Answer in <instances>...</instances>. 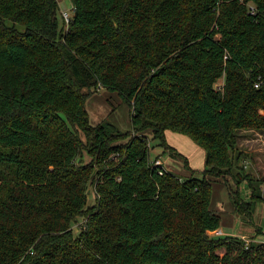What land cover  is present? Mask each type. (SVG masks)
Wrapping results in <instances>:
<instances>
[{
  "label": "trees",
  "instance_id": "obj_1",
  "mask_svg": "<svg viewBox=\"0 0 264 264\" xmlns=\"http://www.w3.org/2000/svg\"><path fill=\"white\" fill-rule=\"evenodd\" d=\"M69 1L64 30L57 0H0V264H264V242L211 234L216 180L248 219L240 183L263 200L237 132L264 131V0ZM97 88L132 132L90 124ZM166 131L202 171L154 166L156 142L189 169Z\"/></svg>",
  "mask_w": 264,
  "mask_h": 264
},
{
  "label": "rangeland",
  "instance_id": "obj_2",
  "mask_svg": "<svg viewBox=\"0 0 264 264\" xmlns=\"http://www.w3.org/2000/svg\"><path fill=\"white\" fill-rule=\"evenodd\" d=\"M57 1L60 5V15L58 18L59 26L60 28H63L64 30H66V23L62 21L61 17L63 13H66L70 18L72 16V11H71L72 6L68 8L66 4L67 0H57ZM62 6H64L65 9H63ZM17 28L22 30V27L19 25H17ZM222 80L223 79L217 82L218 86L222 84ZM86 109L90 117V122L93 126L94 125L96 126L99 123L105 122V123L113 125V127H115L119 132H122V133L132 132V127H131V122H130L132 108L127 102L123 101L117 93H110L105 90L97 88L95 93L88 98L87 103H86ZM242 134H245V133H241L240 136L238 137L240 141L243 138ZM149 138H150V135H149ZM179 138H182L187 143L180 140ZM166 139L171 147H173L177 152L184 155L185 157L187 156V153L190 150L188 146L191 145L192 147H195L190 139H187L175 133H170ZM261 140H262V143H264V132L261 134ZM152 145L154 146V148H152L151 153H150L151 159L155 158L156 156L158 160L163 161L165 164H167L166 161L168 160V157H169L170 159L174 160L175 163H178L179 166L181 167L182 165L184 166L183 160L181 163V161H178L179 160L178 158L175 159V157H173L167 151L165 152L164 155H159L162 152V148L158 147L156 142H153ZM81 160L83 163L86 164L90 162V157L84 153ZM261 163L264 165L263 158H261ZM182 170L174 169L173 173L183 178H188L192 175V170L190 168L189 169L185 168L183 171ZM194 176L198 178L202 177L200 174H195ZM261 182H263L262 179H261ZM257 190H258V187H257ZM239 191H240V199L244 203L251 202V215H250V218L248 219L244 217L243 215H240L237 212L232 211V214L235 215V218L232 221H236L239 225H242L241 222H246L247 228L251 231L250 235L256 234V231L258 229L264 232V200L251 201V190L247 182L240 183ZM86 194H87V199H88L87 206H93L95 203V198H96L93 185L88 186ZM224 215L225 214H223L222 216L223 220L231 221L232 218L229 217L230 216L229 214L228 216L227 215L224 216ZM82 223H83V219L77 218L76 223L72 225V229L75 233H78L79 227L81 226ZM223 224L225 225L227 223L223 221ZM239 225H237V227ZM221 227L224 228L223 226ZM224 231H225L224 232L225 234L221 235V237L227 236L226 232H228V230L226 227L224 228ZM259 235H261V233H259ZM262 239L264 242V235H262Z\"/></svg>",
  "mask_w": 264,
  "mask_h": 264
},
{
  "label": "crops",
  "instance_id": "obj_3",
  "mask_svg": "<svg viewBox=\"0 0 264 264\" xmlns=\"http://www.w3.org/2000/svg\"><path fill=\"white\" fill-rule=\"evenodd\" d=\"M89 120H90V117H89ZM90 124H91V122H90ZM263 132L264 131L259 132V131H255V130H240V131H238L237 132L238 137L240 136L241 133H245V134H242L243 138L241 139V141L237 138V148L246 154V156H247L245 158L246 160L244 159L242 161L243 165H244L245 169L248 170L247 172L251 174V176H253L257 181H260V186H259L260 195H261V198L264 200V165L261 163V158L264 159V148H263L264 143H262V140H261V134ZM170 133H173V132L166 131L165 137L167 138V136ZM146 134L150 135V133H146ZM175 134H177V133H175ZM178 135L189 139L188 137H186L184 135H181V134H178ZM179 139L186 142L182 138H179ZM166 141H167V139H166ZM167 143H168V141H167ZM168 145H169V143H168ZM193 145L195 147H192L191 145L188 146V148L190 150L188 151L186 157L184 155L180 154L179 152H177L170 145L169 146L176 153L180 154L183 158H185L187 160L188 166L191 170L202 171L204 168V165H205V152H203L204 150L202 148L198 147L197 145H195L194 143H193ZM178 161H181V163H182V159H179ZM160 162H161V166L165 170L170 171V172H173L174 169L175 170H182V169L184 170L185 169L183 165H182V167L179 166L178 163H175V161L170 159L169 157H168V160L166 161L167 164H165L163 161H160ZM261 179L263 180V182H261ZM229 186H230L231 190H234L236 188L233 181L229 177H226L225 180H223V179L222 180L221 179L216 180L213 183V195H212V201H211V209L216 214H218L220 216L221 226H223L224 228L226 227L228 230V232H226L227 236L238 237V238H241L245 241L254 240L257 242H260V241L263 242V239H262V235H264L263 231L258 229L256 231V234L250 235L251 231L247 228L246 222H241L242 225H239L236 221H232L235 218V215L232 214V211H235V209H234V206H233L231 198H230L231 197L229 194L230 189H228ZM222 210H224V211H222ZM223 214H225L227 216L229 214L230 215L229 217L232 218L231 221L230 220H228V221L223 220V217H222ZM223 221H225L227 224L224 225ZM237 225H239V226L237 227ZM224 228L220 227L218 229V232H220L221 235L225 234ZM259 233H261V235H259ZM211 234L215 235V233H211Z\"/></svg>",
  "mask_w": 264,
  "mask_h": 264
},
{
  "label": "built area",
  "instance_id": "obj_4",
  "mask_svg": "<svg viewBox=\"0 0 264 264\" xmlns=\"http://www.w3.org/2000/svg\"><path fill=\"white\" fill-rule=\"evenodd\" d=\"M62 18H63V21H64L66 24H68L70 18H69V16H68L66 13H63V14H62ZM255 87H258V84H255ZM99 89H101V88H99ZM153 164H154V166H161V162H160V160H158V159H155V161H154ZM214 233H215V235H221V233L218 232V231H216V232H214Z\"/></svg>",
  "mask_w": 264,
  "mask_h": 264
},
{
  "label": "water",
  "instance_id": "obj_5",
  "mask_svg": "<svg viewBox=\"0 0 264 264\" xmlns=\"http://www.w3.org/2000/svg\"><path fill=\"white\" fill-rule=\"evenodd\" d=\"M68 1H69V0L66 1V4H67L68 8H70V7H71V3H70V1H69V2H68ZM62 8L65 9L64 6H62Z\"/></svg>",
  "mask_w": 264,
  "mask_h": 264
}]
</instances>
